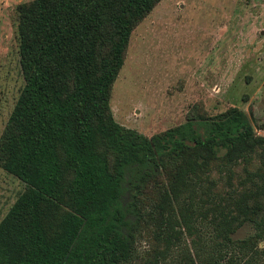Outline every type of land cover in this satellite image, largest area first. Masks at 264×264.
I'll return each mask as SVG.
<instances>
[{
    "label": "trees",
    "instance_id": "trees-1",
    "mask_svg": "<svg viewBox=\"0 0 264 264\" xmlns=\"http://www.w3.org/2000/svg\"><path fill=\"white\" fill-rule=\"evenodd\" d=\"M159 1L17 5L24 83L0 134V167L25 188L0 220V264H124L147 215L174 218L190 235L207 225L206 243L194 233L176 264H264V173L246 170L225 196L200 177L210 161L253 160L264 146L245 111L190 113L150 136L112 115L131 32ZM163 172L167 189L147 213L142 194ZM126 182L134 192L123 205ZM245 223L253 232L234 237Z\"/></svg>",
    "mask_w": 264,
    "mask_h": 264
},
{
    "label": "rangeland",
    "instance_id": "rangeland-1",
    "mask_svg": "<svg viewBox=\"0 0 264 264\" xmlns=\"http://www.w3.org/2000/svg\"><path fill=\"white\" fill-rule=\"evenodd\" d=\"M28 1L0 0V134L24 83L17 5ZM230 106L245 111L256 133L264 136V0L157 2L131 32L111 91L114 119L150 136L184 122L190 113L213 115ZM196 158L189 155L186 163ZM246 170L264 173V146L253 160L234 165L210 161L200 177L214 180L225 196L240 187ZM152 180L156 182L147 185L140 200L150 214L167 189L168 173ZM24 188L21 180L0 167V220ZM133 192L126 182L123 205ZM210 218L207 208L203 220ZM253 230L245 223L233 236L244 237ZM190 231L191 235L174 218L159 223L147 215L135 233L134 254L124 264H176L182 248L191 247L194 233L205 243L209 238L205 224ZM170 234L168 243L165 237Z\"/></svg>",
    "mask_w": 264,
    "mask_h": 264
}]
</instances>
